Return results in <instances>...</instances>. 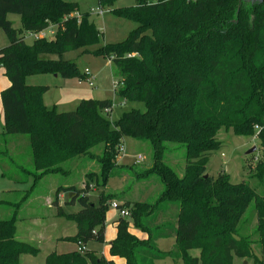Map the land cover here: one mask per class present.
<instances>
[{
	"label": "trees",
	"instance_id": "16d2710c",
	"mask_svg": "<svg viewBox=\"0 0 264 264\" xmlns=\"http://www.w3.org/2000/svg\"><path fill=\"white\" fill-rule=\"evenodd\" d=\"M117 18L130 20L137 28L123 42L110 44L91 54L110 59L120 81L115 95L142 103L145 112L131 110L117 121L109 119L110 100H83L76 110L57 112L44 102L48 86H31L26 79L57 75L65 80H85L77 65L63 55L100 43L102 34L78 14V3L66 0H0V29L9 45L0 50V68L10 87L1 92L4 112L3 136L29 137L34 170L25 172L35 180L64 173L63 166L78 158L96 159L100 188L115 176L125 138L149 143L152 168L164 186L154 203L116 202L119 217L116 238L110 244L111 258L124 264H156L172 259L183 264H235L253 260L264 264V197L247 183L232 184L226 174L207 175L210 155L222 148L221 130L261 141L263 157L253 179L264 186V0H133L134 5L114 8L121 0H97ZM92 10V9H91ZM10 15L21 18L22 30L13 28ZM56 27L52 39H34L27 44L24 32L39 33ZM50 57H57L56 59ZM167 144L185 149L183 177L165 162ZM102 146L100 156L92 149ZM85 187L59 188L57 195L73 194L66 203L79 204L78 213H65L58 203L57 216L76 224L77 234L65 240L78 250L50 254L45 264H116L86 247L106 243L105 222L115 195L104 191L99 204L91 202L90 181ZM255 202L260 254L250 238L238 229L241 217ZM14 214L0 218V264H22L23 255L36 256L38 249L16 240L20 204L0 200ZM146 233L141 240L130 232ZM174 237L170 252L156 246L159 239ZM200 251L199 257L190 255Z\"/></svg>",
	"mask_w": 264,
	"mask_h": 264
},
{
	"label": "rangeland",
	"instance_id": "374dc122",
	"mask_svg": "<svg viewBox=\"0 0 264 264\" xmlns=\"http://www.w3.org/2000/svg\"><path fill=\"white\" fill-rule=\"evenodd\" d=\"M69 2L78 3V14L89 12V20L95 24L99 32L103 35L99 44L88 48L90 53H85L84 49H78L68 52L63 55L66 61L74 62L82 74H87L85 80L80 82L78 79L65 80L55 75H37L26 79L28 85L32 86H49L51 91L45 96V105L48 108L55 107L57 112L69 113L76 110L79 103L83 100H110L113 103L112 113L109 117L111 121H117L123 113L133 109L145 112V106L142 103H134L125 101L115 95L114 85L120 81L114 66L110 59L103 56L91 54L100 47L118 44L123 42L137 28V24L123 18H117L109 12L107 8H103L104 15L98 16L91 12V9H99L97 0H66ZM134 5L133 0L118 1L114 8H125ZM13 28L22 30L21 18L17 15H10ZM24 37L27 44H31L34 38L24 32ZM9 45V39L6 34L0 29V48ZM56 59L57 57H50ZM4 75V74H3ZM92 82L93 86H90ZM4 127L3 121L0 119V193L10 190H19L21 193L15 198L14 203L23 201L26 194L31 191L34 178L28 176L25 172L34 170L29 137L26 135L3 136ZM222 143V148L218 152L210 155L207 165V175L217 178L219 175L226 174L232 184L247 183L259 198L264 197V186L262 183L253 179L255 168L263 153L261 141L256 136L252 138L235 136L231 131L226 132L221 130L217 136ZM14 140L16 143H11L21 148V154H13V150L7 144V140ZM165 162L176 173L178 177H183L186 159L185 149L181 145L167 144ZM255 151L249 154V151ZM103 147L99 146L92 149L95 156H100ZM142 157L143 161L136 164L138 157ZM118 167L114 172L115 176L109 179V185L104 190L100 188L102 181L97 175L100 174V166L96 159L78 158L63 166L64 173L51 174L45 176L42 181L34 188L31 196L26 198L24 206L19 211L20 218L25 220L32 219L38 216H55L58 213V208L54 205L47 208L45 199L47 195H51L52 201L55 200L56 191L61 187H75L81 190L85 187L88 181L87 175H96L95 181H90L92 192L89 194L91 202L95 205L99 204V197L103 191L108 195H115V199L123 204L125 201L132 202H148L154 203L158 200L164 190L161 179L157 175H146L152 168V149L149 143H144L131 138L123 140V151L117 160ZM25 170V172H23ZM30 181L28 184L20 185L17 181ZM64 194V193H63ZM8 200L7 198H2ZM70 200V193L64 194V199L61 202V208L65 213H78L81 208L78 203L74 206L67 205ZM113 203V202H112ZM112 203L110 205H112ZM6 210L3 214V219L11 217L15 210L14 208L2 207ZM9 213V215H8ZM8 215V216H7ZM120 217L119 211L111 206L106 215L105 230L110 239V234L115 232L114 223ZM61 222V223H60ZM258 227V218L255 210V202H252L250 207L241 217L238 229L242 237L250 238L255 244L253 249L255 254H260L259 236L256 234ZM52 230H60L66 235H75L77 232L76 224L62 219L56 223ZM132 232H138L132 227ZM172 241H163L159 243V248L165 251L170 249ZM258 244V245H257ZM50 240L41 248V252L56 251L57 253L69 252L72 249H77L75 243L59 244L53 250ZM100 251L99 256H103L101 252L105 251L104 245L90 243L88 250L94 248ZM104 257V256H103ZM30 264H44L43 256L37 258L29 257ZM167 264H171L170 260ZM236 264H254L251 260H239Z\"/></svg>",
	"mask_w": 264,
	"mask_h": 264
},
{
	"label": "crops",
	"instance_id": "0c3cea01",
	"mask_svg": "<svg viewBox=\"0 0 264 264\" xmlns=\"http://www.w3.org/2000/svg\"><path fill=\"white\" fill-rule=\"evenodd\" d=\"M8 46V45H7ZM5 46V47H7ZM5 47L0 48L3 49ZM4 74V75H3ZM32 86V85H31ZM10 87V82L9 80L6 78L4 70L2 68H0V119L3 121V127H4V112H3V107H2V102H1V92L6 90L7 88ZM49 87V86H48ZM50 88V87H49ZM51 91L50 90L47 92L49 93ZM46 93V94H47ZM45 94V95H46ZM45 97L44 96V101H45ZM11 143H16L13 139L12 140H7V144L8 146H10L13 150V154H21V148L15 145H11ZM120 166V165H119ZM47 176V175H45ZM43 176L42 178H39L37 180L34 179V181L32 182V188L31 191H29L28 194H26L27 196H25V198L23 199V201L19 202V203H14L15 198L21 193L19 190H10V191H5L3 193H0V200L5 201L9 204H20V207L17 209V231H16V240H18L19 242L22 243H26V244H30L32 246H34L35 248L38 249V254L36 256H31V255H23L21 257V263L22 264H30L28 261V258L34 257L37 258L39 256H43V260L44 262L46 261L47 257L52 254V253H57L56 251H49V248H47V250L45 252H41V248H43L47 242L50 240L51 246H53V250L56 248V246H58L59 244H65V243H71L66 241V238H70V237H74L75 235H66L65 232H62L60 230H52L51 227H53L54 225H56V223H59V221H61L63 218L58 217L57 215L55 216H51L50 218H48V216H36L33 217L32 219H28L25 220L24 218H20L19 216V211L21 210V208L24 206V203L26 201V198L31 196V194L34 192V188L36 186H38V184L42 181V179L45 177ZM17 181V180H16ZM17 184L20 185H24V184H28L30 183V181H17L15 182ZM109 185V182H108ZM107 185V187H108ZM106 187V188H107ZM63 188H68V187H63ZM59 190V189H58ZM56 191V195H55V200L52 201L51 199V195H47L46 199H45V204L47 206V208L51 207V205L55 206V202L58 203L59 207H61V202L64 199V194L61 193L59 195H57ZM33 195V194H32ZM2 198H7L8 200H3ZM119 202L116 199H114L112 202ZM110 202V204L112 203ZM111 206V205H110ZM13 208V207H10ZM6 210L1 209L0 210V218L3 219V214L5 213ZM9 215V213H8ZM7 215V216H8ZM9 218V217H6ZM5 219V218H4ZM61 223V222H60ZM114 226V230L115 232H112V234H110V239H108V234L106 233V243L104 244L105 247V251L101 252V254H103V256L109 260L112 259L116 264H124V260L120 259V258H111L109 255V249H110V244L113 242V240L116 238V229H115V224ZM132 227L130 228V232L132 234H134L135 236H137L139 239L141 240H147L148 239V235L146 233H142L140 231L138 232H132ZM134 228V227H133ZM135 229V228H134ZM172 241V244H170V249L168 251L162 250L159 248V243L163 242V241ZM176 244V239L174 237H171L169 239H159L158 241H156V246L157 248L162 251V252H170L171 250L174 249ZM89 246V245H88ZM88 246L86 247V249L88 250ZM94 251H97L98 253H100L101 250H99L98 248L93 247ZM77 249H72L69 252H73L76 251ZM69 252H65V253H69ZM57 254H63V253H57ZM190 255L193 257H199L200 256V251H191ZM168 260H170L171 264H183L182 261H173L172 259H166L164 261H159L156 264H167ZM237 262V259L235 260V264ZM45 264V263H44Z\"/></svg>",
	"mask_w": 264,
	"mask_h": 264
},
{
	"label": "built area",
	"instance_id": "2783aa9c",
	"mask_svg": "<svg viewBox=\"0 0 264 264\" xmlns=\"http://www.w3.org/2000/svg\"><path fill=\"white\" fill-rule=\"evenodd\" d=\"M92 13H94L95 15H98V16H102L104 15V11L103 9H92L91 10ZM56 33V27H51L47 30H44V31H41L39 33H28L31 37H33L34 39H52L55 37V34ZM87 75V74H86ZM118 82L114 85L115 88H117L118 86ZM90 86H93L92 82L90 83ZM123 151V148L122 150ZM141 161H143V158L140 156L138 157L137 161H136V164H139ZM112 208H114L115 210L118 211V207H117V204L115 202L112 203L111 205ZM120 213V216L123 217V218H126V217H129V212L128 211H121L119 212ZM78 251L80 252H84L85 251V248H78Z\"/></svg>",
	"mask_w": 264,
	"mask_h": 264
},
{
	"label": "water",
	"instance_id": "95a60500",
	"mask_svg": "<svg viewBox=\"0 0 264 264\" xmlns=\"http://www.w3.org/2000/svg\"><path fill=\"white\" fill-rule=\"evenodd\" d=\"M57 77V75H55ZM255 151V149H252L251 151H249V154L253 153ZM73 194H70V198H72Z\"/></svg>",
	"mask_w": 264,
	"mask_h": 264
}]
</instances>
